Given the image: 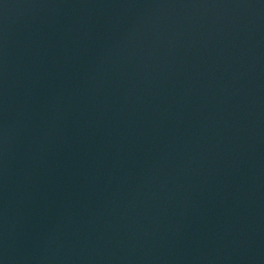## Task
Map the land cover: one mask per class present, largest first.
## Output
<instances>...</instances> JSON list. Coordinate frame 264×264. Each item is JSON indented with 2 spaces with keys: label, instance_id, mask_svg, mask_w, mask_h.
Listing matches in <instances>:
<instances>
[{
  "label": "water",
  "instance_id": "1",
  "mask_svg": "<svg viewBox=\"0 0 264 264\" xmlns=\"http://www.w3.org/2000/svg\"><path fill=\"white\" fill-rule=\"evenodd\" d=\"M0 264H264V0H0Z\"/></svg>",
  "mask_w": 264,
  "mask_h": 264
}]
</instances>
